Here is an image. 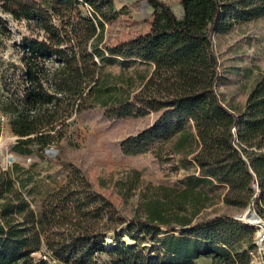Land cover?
<instances>
[{
    "label": "trees",
    "instance_id": "obj_1",
    "mask_svg": "<svg viewBox=\"0 0 264 264\" xmlns=\"http://www.w3.org/2000/svg\"><path fill=\"white\" fill-rule=\"evenodd\" d=\"M141 1L153 8L150 30L109 44L104 25L113 17L112 0H0L2 14L33 32L13 46L19 64L0 57V119L17 137L14 152L47 155L85 111L103 108L114 118L160 112L155 126L122 143L123 153L173 142L198 175L183 189L165 188L162 198L149 199L144 222L128 224L133 240L156 243L148 250L122 240L123 216L78 168L46 195L40 213L0 168V264H199L203 258L254 264V228L226 216L192 222L209 201L199 185L224 186L226 205L245 209L253 201L264 216V73L236 113L216 89L221 73L213 43L215 34L264 18V0H181V18L161 0ZM5 39L11 32L0 17V46ZM117 58L123 67L154 66L150 75H138V92L132 76L107 72L106 63ZM159 226L181 229L147 239ZM109 232L114 239L107 246Z\"/></svg>",
    "mask_w": 264,
    "mask_h": 264
},
{
    "label": "rangeland",
    "instance_id": "obj_2",
    "mask_svg": "<svg viewBox=\"0 0 264 264\" xmlns=\"http://www.w3.org/2000/svg\"><path fill=\"white\" fill-rule=\"evenodd\" d=\"M112 1L113 17L105 22L104 42L117 44L150 30L152 8L149 5L141 3V0ZM161 1L170 5L178 18L183 16L180 0ZM86 10L87 8H83V11L87 12ZM0 17L7 21L11 32V39H5L0 46V57L5 62L19 64L13 46L33 32L26 22L14 20L1 11ZM213 43L221 73V80L216 87L218 95L227 107L239 113L245 106L250 90L264 73V18L237 24L224 34H215ZM153 67L141 63L123 67L118 58L105 66L107 72L113 75L124 79L129 76L135 78L136 92L140 90L138 75H150ZM159 116L160 112L152 111L143 116L114 118L103 108L85 111L71 120L66 139L59 148H55L57 151H51L53 154L49 152L47 155L14 152L17 137L2 118L0 168L13 174L16 187L23 192L36 213H40L46 195L65 184L71 172L78 168L93 188L104 195L123 216L124 222L119 228V232L124 235L122 240L126 244L134 243L152 250L156 243L133 240L128 233V224L136 220L137 227L140 221L144 222L145 210L148 209L145 205L149 199L162 198L166 194L165 188L183 189L190 175H198L196 166L189 162L190 157L185 158L183 153L173 151V142H155L146 152L137 155L123 153L122 143L155 126ZM198 188L207 195L209 201L192 224L214 217H235L243 214L246 209L224 203V186L199 185ZM253 210L259 215L254 207ZM236 222L248 226L242 221ZM180 229L178 226L175 231H169L160 227L158 231L151 232L147 239L178 234ZM132 235L137 236L135 233ZM113 239V233L109 232L107 240L112 242ZM252 253L255 250L251 252V256L252 263L257 264L258 256L253 257ZM199 264H211V259L203 258Z\"/></svg>",
    "mask_w": 264,
    "mask_h": 264
},
{
    "label": "built area",
    "instance_id": "obj_3",
    "mask_svg": "<svg viewBox=\"0 0 264 264\" xmlns=\"http://www.w3.org/2000/svg\"><path fill=\"white\" fill-rule=\"evenodd\" d=\"M87 8V12L91 14V8L87 4H85V9ZM253 243L256 247L255 253H252L253 257L258 256V262L257 264H263L264 263V251L261 250V244L264 243V229L261 228V230H257L255 233V236L253 238Z\"/></svg>",
    "mask_w": 264,
    "mask_h": 264
},
{
    "label": "bare ground",
    "instance_id": "obj_4",
    "mask_svg": "<svg viewBox=\"0 0 264 264\" xmlns=\"http://www.w3.org/2000/svg\"><path fill=\"white\" fill-rule=\"evenodd\" d=\"M244 212L239 219L249 225V226H254L257 227L258 230L264 229V219L255 216L252 212ZM112 245L110 241L107 242V246ZM261 246V250L264 251V243L260 245Z\"/></svg>",
    "mask_w": 264,
    "mask_h": 264
},
{
    "label": "water",
    "instance_id": "obj_5",
    "mask_svg": "<svg viewBox=\"0 0 264 264\" xmlns=\"http://www.w3.org/2000/svg\"><path fill=\"white\" fill-rule=\"evenodd\" d=\"M244 212H252L255 216H257V217H260L257 213H256V211L255 210H253V201H252V203H250L247 207H246V209L244 210ZM247 213V214H248ZM242 214H240V215H238V216H235V217H232L234 220H236V221H241L240 219H239V217L241 216ZM252 228H254L255 229V233H256V231L258 230L257 229V227H254V226H251Z\"/></svg>",
    "mask_w": 264,
    "mask_h": 264
},
{
    "label": "crops",
    "instance_id": "obj_6",
    "mask_svg": "<svg viewBox=\"0 0 264 264\" xmlns=\"http://www.w3.org/2000/svg\"><path fill=\"white\" fill-rule=\"evenodd\" d=\"M179 3H180V10H181V6H182V5H181V0H180V2H179ZM149 6H150V5H149ZM150 7L152 8V6H150ZM182 12H183V11H182ZM151 13H153V8H152V11H151ZM204 259H205V260H209V259H207V258H204ZM200 260H201V259H200ZM200 260H199V263H200Z\"/></svg>",
    "mask_w": 264,
    "mask_h": 264
}]
</instances>
